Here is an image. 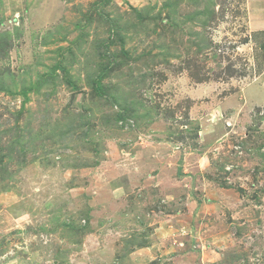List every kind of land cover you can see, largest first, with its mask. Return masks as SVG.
<instances>
[{"label":"rangeland","instance_id":"374dc122","mask_svg":"<svg viewBox=\"0 0 264 264\" xmlns=\"http://www.w3.org/2000/svg\"><path fill=\"white\" fill-rule=\"evenodd\" d=\"M0 264H264V0H0Z\"/></svg>","mask_w":264,"mask_h":264},{"label":"crops","instance_id":"0c3cea01","mask_svg":"<svg viewBox=\"0 0 264 264\" xmlns=\"http://www.w3.org/2000/svg\"><path fill=\"white\" fill-rule=\"evenodd\" d=\"M250 92H251V91H250ZM250 92L247 94V95H248V96H247V103L250 102V94L252 93V92H251V93H250ZM251 95H252V94H251ZM252 99L254 100V104H255V105H259V104H260V101H261L263 98H262V97H259L258 95H255V94H254V95L252 96Z\"/></svg>","mask_w":264,"mask_h":264}]
</instances>
